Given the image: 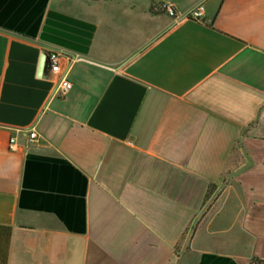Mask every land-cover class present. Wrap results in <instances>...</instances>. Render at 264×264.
Listing matches in <instances>:
<instances>
[{"label":"crops","instance_id":"0c3cea01","mask_svg":"<svg viewBox=\"0 0 264 264\" xmlns=\"http://www.w3.org/2000/svg\"><path fill=\"white\" fill-rule=\"evenodd\" d=\"M50 51L79 57L64 95ZM253 258L264 0H0V264Z\"/></svg>","mask_w":264,"mask_h":264},{"label":"built area","instance_id":"2783aa9c","mask_svg":"<svg viewBox=\"0 0 264 264\" xmlns=\"http://www.w3.org/2000/svg\"><path fill=\"white\" fill-rule=\"evenodd\" d=\"M160 8L171 18H176V12L172 5L162 4ZM204 14V8L202 5L193 9L184 18L194 21H201ZM76 60H79L77 56L66 55L60 52H47L44 54V64L42 71L49 77L57 78V87L59 95H64L70 88L71 83L67 80L71 65ZM26 137L29 142L38 143L40 137L34 129L26 132ZM16 146L15 138L9 140V149L14 150Z\"/></svg>","mask_w":264,"mask_h":264},{"label":"trees","instance_id":"16d2710c","mask_svg":"<svg viewBox=\"0 0 264 264\" xmlns=\"http://www.w3.org/2000/svg\"><path fill=\"white\" fill-rule=\"evenodd\" d=\"M156 7H157V5H152V7L150 8V10L152 12H154V10L156 9ZM214 191H215V188L213 187V185H210L209 186V189H208V192L206 194V200H208L213 195ZM251 264H264V262L261 261V260H259V259H257V258H253L251 260Z\"/></svg>","mask_w":264,"mask_h":264},{"label":"water","instance_id":"95a60500","mask_svg":"<svg viewBox=\"0 0 264 264\" xmlns=\"http://www.w3.org/2000/svg\"><path fill=\"white\" fill-rule=\"evenodd\" d=\"M43 64H44V55H42L41 60H40V68H41V70L43 69Z\"/></svg>","mask_w":264,"mask_h":264}]
</instances>
